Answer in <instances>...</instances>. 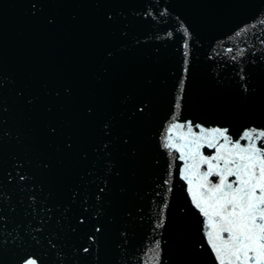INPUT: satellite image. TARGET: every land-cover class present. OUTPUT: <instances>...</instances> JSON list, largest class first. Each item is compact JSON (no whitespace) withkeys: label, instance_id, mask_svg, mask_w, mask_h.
<instances>
[{"label":"water","instance_id":"obj_1","mask_svg":"<svg viewBox=\"0 0 264 264\" xmlns=\"http://www.w3.org/2000/svg\"><path fill=\"white\" fill-rule=\"evenodd\" d=\"M188 122L264 130V0H0V264H218Z\"/></svg>","mask_w":264,"mask_h":264},{"label":"snow or ice","instance_id":"obj_2","mask_svg":"<svg viewBox=\"0 0 264 264\" xmlns=\"http://www.w3.org/2000/svg\"><path fill=\"white\" fill-rule=\"evenodd\" d=\"M195 127L201 135L197 136L188 122L187 136L191 140L182 135V145L169 140L166 147L180 151V159L192 161L185 165L183 178L190 185L194 207L206 218V236L218 264H264V130L245 131L239 140L232 141L227 128L205 133L201 125ZM216 137L223 138L224 143L215 141ZM244 139L252 142L242 146L240 140ZM256 140L262 146L258 147ZM202 141H207L208 149L216 150L211 158L201 153L205 146ZM201 165L207 166L203 172ZM100 230L96 228V232Z\"/></svg>","mask_w":264,"mask_h":264}]
</instances>
